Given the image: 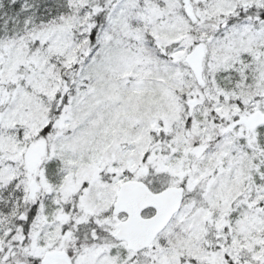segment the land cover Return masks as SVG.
<instances>
[{
    "label": "snow or ice",
    "instance_id": "snow-or-ice-1",
    "mask_svg": "<svg viewBox=\"0 0 264 264\" xmlns=\"http://www.w3.org/2000/svg\"><path fill=\"white\" fill-rule=\"evenodd\" d=\"M0 264H264V0H0Z\"/></svg>",
    "mask_w": 264,
    "mask_h": 264
}]
</instances>
